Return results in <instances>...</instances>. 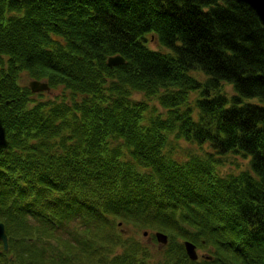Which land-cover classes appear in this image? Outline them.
<instances>
[{
	"label": "trees",
	"instance_id": "obj_1",
	"mask_svg": "<svg viewBox=\"0 0 264 264\" xmlns=\"http://www.w3.org/2000/svg\"><path fill=\"white\" fill-rule=\"evenodd\" d=\"M115 55L125 63L110 67ZM171 136L249 158L254 174L221 176L211 154L176 161ZM116 220L168 243L153 254ZM0 222V264H264L256 15L232 0H0ZM55 229L84 237L54 249L42 239Z\"/></svg>",
	"mask_w": 264,
	"mask_h": 264
},
{
	"label": "rangeland",
	"instance_id": "obj_2",
	"mask_svg": "<svg viewBox=\"0 0 264 264\" xmlns=\"http://www.w3.org/2000/svg\"><path fill=\"white\" fill-rule=\"evenodd\" d=\"M148 39L149 42L147 43L148 47L163 53H172L174 54V50L173 48L166 46L164 44H162L160 41L155 40L152 37V34H148ZM202 77H205V75L203 73H201V75L199 76L200 79H202ZM229 84L225 85V89L224 92H228V95H233L234 94V90L231 86H228ZM226 90V91H225ZM40 93V92H38ZM42 93H44L45 95L43 97H56L60 92H51L50 91H43ZM245 100H255L256 99H245ZM153 105L156 106L158 112H163V108L159 105V103L153 102ZM59 138L55 139V141H58ZM114 144H118L117 142H114ZM120 144L123 143L122 141L119 142ZM125 151V156L128 157L127 154V148L123 149ZM165 154L169 157H171L172 159H175L176 161L179 162H184L192 157H201V158H205L207 157L209 154L213 155L214 158L216 160H218V162H214V166L216 169L217 174L221 175V176H226L229 174H234V175H239L242 171H250L252 174H254L251 164H250V159L243 157L241 155L235 154V153H226V154H217L216 151L210 146L209 143H204V144H198V143H194V142H188L185 140H181V139H176L174 137H170L169 140V145L165 148ZM33 228L36 227L35 224H32ZM42 227V226H40ZM31 228V227H30ZM29 228V229H30ZM69 230L74 229L72 225H70V227H68ZM112 229L116 230L118 233H122V235L126 238V239H134V240H138L140 242H149L152 246V252L153 254H155L157 252L158 249H163L164 246H160V244L157 242L156 239L153 240L152 235L156 234V232H162L166 235H168L166 232L162 231V230H157V229H153V228H140L138 226H135L131 223H126L122 220H116L115 225L112 227ZM81 232V229L79 231V233ZM145 232H148L147 235H144ZM34 236V235H33ZM76 239H74L71 236H68L67 231H65V229H55L53 235L51 236L50 239L48 238H43L42 242H47V243H51L50 247L56 249L59 246H61V241L63 242L64 246L66 243L65 242H73L75 244H77V239H81L84 236L83 235H75ZM155 236V235H154ZM57 237V238H56ZM45 240V241H44ZM185 242V241H184ZM68 244V243H67ZM167 245V244H166ZM165 245V246H166ZM77 246V245H76ZM49 249V247H47ZM122 247L118 246L117 252H115L116 254H119L121 252L122 249H120ZM197 252L199 254V257L201 258V256H205L206 251L204 248H200L197 249ZM53 254H55V251L53 252ZM207 259H212L211 256L206 255Z\"/></svg>",
	"mask_w": 264,
	"mask_h": 264
},
{
	"label": "water",
	"instance_id": "obj_3",
	"mask_svg": "<svg viewBox=\"0 0 264 264\" xmlns=\"http://www.w3.org/2000/svg\"><path fill=\"white\" fill-rule=\"evenodd\" d=\"M232 1L245 5L251 12H253L256 15V17L258 18L260 24L264 29V0H232ZM107 63L110 67H112L115 65H120L125 63V59L121 55L110 56L107 59ZM29 87L34 93L51 90L47 81L31 80L29 82ZM144 235H147V232H145ZM155 236L160 246H165L167 244L168 236L166 234L162 232H156ZM0 241L3 244V249L8 250L7 234L5 232L4 223L2 222H0ZM184 246L189 258L191 260H197L199 255L197 252L196 245L191 241H185Z\"/></svg>",
	"mask_w": 264,
	"mask_h": 264
},
{
	"label": "flooded vegetation",
	"instance_id": "obj_4",
	"mask_svg": "<svg viewBox=\"0 0 264 264\" xmlns=\"http://www.w3.org/2000/svg\"><path fill=\"white\" fill-rule=\"evenodd\" d=\"M5 226V225H4ZM7 241H8V236H7ZM0 248H2L3 249V244H2V242L0 241ZM4 250V249H3ZM4 251H8V250H4Z\"/></svg>",
	"mask_w": 264,
	"mask_h": 264
}]
</instances>
